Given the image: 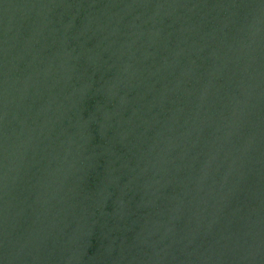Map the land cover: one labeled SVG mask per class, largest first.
<instances>
[{
    "label": "water",
    "instance_id": "water-1",
    "mask_svg": "<svg viewBox=\"0 0 264 264\" xmlns=\"http://www.w3.org/2000/svg\"><path fill=\"white\" fill-rule=\"evenodd\" d=\"M0 264H264V0H0Z\"/></svg>",
    "mask_w": 264,
    "mask_h": 264
}]
</instances>
